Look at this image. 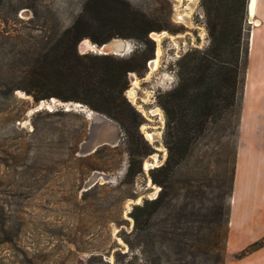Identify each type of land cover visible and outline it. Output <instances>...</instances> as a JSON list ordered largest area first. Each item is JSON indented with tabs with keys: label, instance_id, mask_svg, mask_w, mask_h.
<instances>
[{
	"label": "rangeland",
	"instance_id": "374dc122",
	"mask_svg": "<svg viewBox=\"0 0 264 264\" xmlns=\"http://www.w3.org/2000/svg\"><path fill=\"white\" fill-rule=\"evenodd\" d=\"M188 3L0 0V264H226L264 244L263 236L241 250L227 249L240 98L254 25L247 7L235 103L203 132L190 131L191 141L175 150L186 149L179 162L167 160L174 130L166 127L158 97L178 83L182 62L211 44L208 0H196L184 23L175 12L190 10ZM126 11L146 15L140 28L160 27L148 32L153 56L145 68L128 73L124 90L142 120L138 133L126 134L112 119L116 142L83 154L91 108L77 101L83 106L66 109L61 96L74 93L56 83L43 86L34 75L44 58L57 56L56 37L76 20L81 41L96 43L91 37L112 33L110 38L128 41L132 50L147 48L139 38L124 36L137 32L115 19ZM48 92L57 94L35 99ZM155 109L160 113H151ZM130 158L140 170L127 174ZM94 174L100 175L90 181ZM157 196L154 206L150 199ZM134 214L144 222L140 230Z\"/></svg>",
	"mask_w": 264,
	"mask_h": 264
},
{
	"label": "trees",
	"instance_id": "16d2710c",
	"mask_svg": "<svg viewBox=\"0 0 264 264\" xmlns=\"http://www.w3.org/2000/svg\"><path fill=\"white\" fill-rule=\"evenodd\" d=\"M247 2V0H208V7L203 4L210 17L208 30L211 44L202 50L199 56L190 54L182 62L185 69L178 73L180 79L178 83L160 93L158 97L165 113L166 127L174 130L172 145L168 149V161L174 158V163L179 162L185 156L186 149L175 150L184 141L185 143L191 141L190 131L203 132L206 124L213 117L219 116L236 101L242 25L246 18ZM145 18L144 14L137 17L130 11L122 12L115 17L116 20L136 28L137 32L125 33L124 36L136 37L148 43L147 48H137L125 55L79 52L77 43L80 36L75 29L77 20L74 21L55 39L52 47L57 51V56L44 58L41 62L43 70L41 69L34 76L43 86L56 83L73 92L72 95L61 97L64 100L72 99L73 102H84L91 109L116 120L126 134L138 133V125L142 118L126 98L124 90L128 86V73L139 72L140 68H145L146 61L153 56L154 41L148 37V32L160 27L140 28L146 21ZM112 35L114 34L109 33L101 38H91L100 44ZM229 54L231 58L228 59ZM177 63L181 62L178 60ZM52 94L57 93H43L35 99L49 97ZM129 152L133 154V151L129 150ZM133 163V158H130L127 174L140 170V166L134 170ZM145 203L140 207L144 208L148 202ZM150 203L157 206L159 196L150 199ZM135 208L139 206L136 205ZM149 216L150 211H147L144 219L134 214V228L140 230Z\"/></svg>",
	"mask_w": 264,
	"mask_h": 264
},
{
	"label": "crops",
	"instance_id": "0c3cea01",
	"mask_svg": "<svg viewBox=\"0 0 264 264\" xmlns=\"http://www.w3.org/2000/svg\"><path fill=\"white\" fill-rule=\"evenodd\" d=\"M240 98L238 144L228 210L227 249L264 236V0H255ZM226 264H264V244Z\"/></svg>",
	"mask_w": 264,
	"mask_h": 264
},
{
	"label": "water",
	"instance_id": "95a60500",
	"mask_svg": "<svg viewBox=\"0 0 264 264\" xmlns=\"http://www.w3.org/2000/svg\"><path fill=\"white\" fill-rule=\"evenodd\" d=\"M113 38H110L100 44L97 43H91V46H85L81 40L77 43V49L80 52H85L87 49L96 51L98 53H115V49H112V46H107V44L112 40ZM132 50L131 46L121 49L119 55H124L126 53H129ZM62 104L64 107L71 108L74 105V102L71 100H63ZM78 106H83L82 104H78ZM87 115L90 118V124L88 129V137L82 141L80 153H89L94 151L98 146H101L103 144H114L118 137V126L117 124L108 116L105 114L98 112L96 110L90 109L87 111ZM100 175V174H99ZM99 175L94 174L91 176L90 181L96 180ZM104 176V179H106V176ZM90 183V182H89Z\"/></svg>",
	"mask_w": 264,
	"mask_h": 264
},
{
	"label": "bare ground",
	"instance_id": "6f19581e",
	"mask_svg": "<svg viewBox=\"0 0 264 264\" xmlns=\"http://www.w3.org/2000/svg\"><path fill=\"white\" fill-rule=\"evenodd\" d=\"M179 1V0H178ZM179 3V2H178ZM196 3V0H189V3L187 5V8H189L190 10H187L186 7L185 8H181V9H176L175 12V17L179 20L182 21L184 23H189L190 22V11L193 10L194 5ZM247 10H248V17H250V19L253 20L254 24L258 23V20H256L254 18V11H255V0H248L247 3ZM156 36V39L159 40V34H153ZM85 46H91V43L88 42L87 39H84L83 41H81ZM107 46H112V49H115V53H120L121 49H125L129 46H131V44L121 38H113L108 44ZM152 62V66L154 67V65L157 63V59H154L151 61ZM128 94L131 96V98L135 97L134 91L133 90H129ZM74 105H78V103L74 102ZM69 109V108H67ZM90 110V109H89ZM153 114H159L160 112L158 111V109L152 110ZM151 135V134H149ZM148 135V136H149ZM155 157V156H154ZM151 165H153V163H151ZM101 177L104 178L103 175H101Z\"/></svg>",
	"mask_w": 264,
	"mask_h": 264
}]
</instances>
